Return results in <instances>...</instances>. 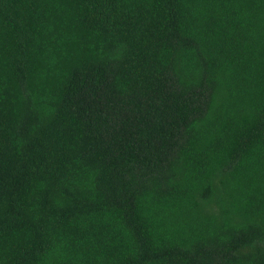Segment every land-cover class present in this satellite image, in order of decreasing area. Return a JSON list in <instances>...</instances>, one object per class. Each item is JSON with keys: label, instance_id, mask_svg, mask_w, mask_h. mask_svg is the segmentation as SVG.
<instances>
[{"label": "trees", "instance_id": "1", "mask_svg": "<svg viewBox=\"0 0 264 264\" xmlns=\"http://www.w3.org/2000/svg\"><path fill=\"white\" fill-rule=\"evenodd\" d=\"M0 264H264V0H0Z\"/></svg>", "mask_w": 264, "mask_h": 264}]
</instances>
